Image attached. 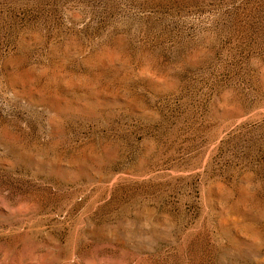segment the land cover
I'll return each mask as SVG.
<instances>
[{
  "label": "rangeland",
  "instance_id": "374dc122",
  "mask_svg": "<svg viewBox=\"0 0 264 264\" xmlns=\"http://www.w3.org/2000/svg\"><path fill=\"white\" fill-rule=\"evenodd\" d=\"M0 264H264V0H0Z\"/></svg>",
  "mask_w": 264,
  "mask_h": 264
}]
</instances>
